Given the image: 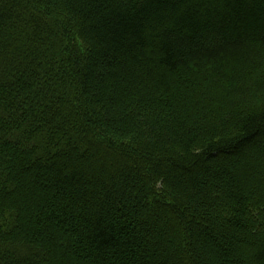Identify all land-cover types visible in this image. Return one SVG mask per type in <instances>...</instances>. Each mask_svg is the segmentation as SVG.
<instances>
[{"label": "trees", "instance_id": "trees-1", "mask_svg": "<svg viewBox=\"0 0 264 264\" xmlns=\"http://www.w3.org/2000/svg\"><path fill=\"white\" fill-rule=\"evenodd\" d=\"M0 264H264V0H0Z\"/></svg>", "mask_w": 264, "mask_h": 264}]
</instances>
